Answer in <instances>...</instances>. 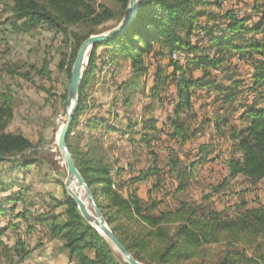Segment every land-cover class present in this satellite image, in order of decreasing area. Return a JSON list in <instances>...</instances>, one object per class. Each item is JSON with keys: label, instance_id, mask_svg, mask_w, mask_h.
<instances>
[{"label": "trees", "instance_id": "trees-1", "mask_svg": "<svg viewBox=\"0 0 264 264\" xmlns=\"http://www.w3.org/2000/svg\"><path fill=\"white\" fill-rule=\"evenodd\" d=\"M240 1L244 7L238 10L226 9V0H139L137 15L126 29L91 52L67 146L113 233L142 264H264L263 204L248 208L247 202H242L234 216L192 201H183L173 210L155 212L161 201L146 202L135 192L124 194L126 188L148 181L153 182V191L161 192L171 178L176 183L175 191L166 195L183 196L196 169L219 159L217 143L200 145L195 151L196 159L190 162L174 153L176 147L194 142L205 125L219 140L232 143V154L223 162L225 178L211 187L213 194H220L237 178L252 184L264 182V0ZM114 2L115 8H109L97 6L92 0H0V27L18 35L40 28L62 35L73 48L70 54L61 53L59 68L71 79L82 44L100 34L105 24L121 23L127 15L129 0ZM5 40L0 36L1 43ZM5 56L0 68V189L13 193L0 199V212L5 211V204L28 205L22 182L9 181V177L42 164L38 145L21 134L7 132L14 108L13 94L4 88V78L19 76L29 80L33 71L38 75L47 72V63L39 69L10 62L7 52ZM149 57L154 60L151 65L155 71L148 93L152 102L144 108L146 118H130L122 129L104 116L93 115L84 125L90 131L122 134L136 150H151L154 143L167 144L165 150L170 155L163 159L164 165L151 152L152 164L136 172L133 164L117 168L109 149L93 136L88 147L81 149V135L75 136V129L81 118L95 108L88 103L87 89L95 77L98 60L106 58L105 65L118 67L120 62L130 63L134 79L121 86L126 92L122 101L126 108L132 105L137 90L146 87L142 79L151 74V65L146 63ZM26 68L29 71H23ZM171 87L174 99L169 103L174 104L173 111L160 128L151 109L155 104L164 105L162 95ZM199 100L204 102L200 109L211 108V115H205L201 125L195 126L191 122L197 118L193 112ZM15 188L20 189L14 191ZM52 201L53 209L43 213L37 224L46 226L50 238L62 243L71 262L128 264L86 222L66 191L63 201ZM62 207V213H56ZM16 217L26 218V212ZM8 230L0 227V247L6 254L15 251L20 262L25 261L30 252L23 244L9 248L2 240ZM217 245L224 250L207 261L209 247Z\"/></svg>", "mask_w": 264, "mask_h": 264}, {"label": "rangeland", "instance_id": "rangeland-1", "mask_svg": "<svg viewBox=\"0 0 264 264\" xmlns=\"http://www.w3.org/2000/svg\"><path fill=\"white\" fill-rule=\"evenodd\" d=\"M92 1L97 6L104 5L115 8L114 0ZM244 1L252 2V0ZM243 5L244 2L240 0H226L225 3L226 9L239 10L244 7ZM247 7L246 9L249 10L250 7ZM120 24L107 23L100 28L102 29L100 34H106ZM0 36L6 39V43L0 42V68L5 62L6 52L10 62L19 61L21 65H34L42 69L47 63V72L44 75H38L33 71L29 80L19 76L14 79L9 76L4 78V88H9L12 91L14 108L13 119L7 132L21 134L33 144L38 145L37 150L40 153L42 164L33 166L28 172H16L9 177V181L12 179L22 182L26 189L25 200L28 205L26 206L23 202L5 204V211L0 212V227H8L9 230L2 240L9 248H13L19 243L23 244L25 249L30 252V256L20 262L15 251H9L6 254L5 250L0 247V264H75L62 250V243L50 238L46 226L37 224L43 213L53 209L55 203L52 198L63 201L64 191L68 193L66 187L68 169L57 141L59 131L67 120L68 89L71 79L66 72L59 68V64L62 59L61 53L70 54L73 46L62 35L41 28L29 34L18 35L2 26L0 27ZM91 52L92 50L88 55L85 70ZM150 55L152 56V53ZM150 57L146 58V63L151 65L154 64V60H150ZM105 60L106 58H102L97 61L95 77L87 89L88 103L95 108L88 111L87 116L81 118L80 124L75 129V136L81 135L79 143L81 149L88 147L89 138L93 136L109 149L111 160L117 168H128V165L133 164L137 172V170L152 164L154 157L151 152L156 153L159 156L160 165H164L163 159L170 155L169 150H165L167 144L154 143L151 150H136L133 143L129 142V138H123L122 134L109 135L102 129L91 131L85 129L86 119L93 115L104 116L110 124L121 125L120 128L124 129L129 123L128 119L133 120L143 116L146 118L148 114H145L144 108L152 102L151 98H148V93L153 82L154 65L150 67V76L142 79L146 87L137 90L132 105L125 108L122 101L126 98V92L121 90V86L134 79L130 63L120 62L121 66L118 67L115 64L105 65L103 63ZM23 71L29 70L26 68ZM173 93L174 87H171L167 93L162 95L165 98L164 105L155 104L151 109V116L158 120L160 128L172 114L174 104L169 103V100L174 99ZM203 103V100L196 103L193 113H196L197 118L191 122V125H201L205 115H211V108L200 109ZM113 105L115 106L114 110L112 109ZM109 110L113 111L112 114H105ZM233 123L238 124L235 121ZM217 139L213 129L205 125L203 132L194 142L184 148L176 147L174 153L190 162L196 159L195 151L200 145L204 143L219 144L217 150L219 159L196 169L194 179L183 196L166 195L167 193L173 194L175 191L176 183L171 178L167 180L165 190L161 192L153 191V182L148 181L126 188L124 194L135 192L146 202L151 199L161 201V205L155 212L173 210L183 201L196 202L209 209L221 211L227 216H234L242 202H247L248 208L256 207L259 203L264 205L263 181L252 184L244 178H237L231 180L223 192L213 194L211 187L219 185L225 178L224 159L232 154V143L227 139ZM19 189L15 188L14 191ZM12 193L13 190L3 193L0 189V199L10 196ZM83 194L86 205L92 211L87 204L85 191ZM208 195L211 196L210 199H206ZM23 211L26 212V218L16 217ZM62 211L63 207L58 208L56 213L60 214ZM223 250L221 245L209 247V257L206 260L210 261Z\"/></svg>", "mask_w": 264, "mask_h": 264}, {"label": "water", "instance_id": "water-1", "mask_svg": "<svg viewBox=\"0 0 264 264\" xmlns=\"http://www.w3.org/2000/svg\"><path fill=\"white\" fill-rule=\"evenodd\" d=\"M138 8L139 0H129L127 15L118 27L109 31L106 34H97L91 36L80 47L71 72V80L68 89V102L66 114L67 120L59 131L57 141L58 148L64 156L65 163L68 169V179L66 182V187L69 196H71L76 201L79 211L82 217L86 220V222L90 224L93 228H95L99 233H101L121 254L125 262L128 264L142 263L138 262L132 257L130 252L122 245V243L119 241V239L116 237V235L113 233L112 229L108 225L103 214L101 213V210L94 198L91 189L89 188L88 184L76 168L73 157L67 146V138L79 107L82 81L85 73V64L88 61V55L90 51L93 50L96 46L119 36L126 29V27L135 19ZM74 182L78 184L79 189L85 191L87 197V204L91 207L92 211L88 208L86 203L82 201L80 196L72 194L69 187Z\"/></svg>", "mask_w": 264, "mask_h": 264}, {"label": "bare ground", "instance_id": "bare-ground-1", "mask_svg": "<svg viewBox=\"0 0 264 264\" xmlns=\"http://www.w3.org/2000/svg\"><path fill=\"white\" fill-rule=\"evenodd\" d=\"M69 188H70L72 194L80 196L82 201H84V194H83L84 190L79 189L78 184L76 182L72 183Z\"/></svg>", "mask_w": 264, "mask_h": 264}]
</instances>
